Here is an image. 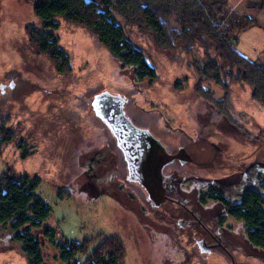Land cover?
<instances>
[{
    "label": "rangeland",
    "instance_id": "obj_1",
    "mask_svg": "<svg viewBox=\"0 0 264 264\" xmlns=\"http://www.w3.org/2000/svg\"><path fill=\"white\" fill-rule=\"evenodd\" d=\"M175 21L170 20L171 27L177 30ZM55 22L59 23L54 31L58 44L70 56L69 74H57L51 61L30 45L26 28L43 27L32 1L0 0V87L4 86L0 88V118L15 135L2 148L0 175L11 167L18 176L40 179L36 194L52 211L44 225L55 229L56 242L90 240L86 252L64 263L58 248L41 230H34L44 263L85 262L102 243L99 236L117 235L126 248L124 264H202L193 244L186 239L178 243L171 233L162 232L166 221L162 215H150L140 186H120L125 181L122 154L111 132L95 116L92 97L106 90L121 95L129 118L150 129L171 152L183 149L195 160L181 169L176 163L167 171L175 172L174 184L182 202L198 208V218L209 228L216 227L224 208L212 199L205 205L199 203L200 193L212 185L230 202H238L239 182L227 176L244 169L253 178L242 181L252 189H257L256 178L264 177V106L250 99L247 86L231 84L229 113L242 126L239 129L196 92L194 56L183 43L172 51L158 49L144 25L124 26L128 39L158 73V80L149 84L138 81L134 69L124 68L91 32L61 18ZM194 49L195 57L203 61L206 48L196 45ZM207 86L216 99L223 97L219 87ZM20 142L32 151L26 159L20 157ZM98 152L107 160L89 167L88 158ZM163 206L164 211L172 208L170 202ZM223 231L225 246L237 263L264 264V249L249 245L241 221L226 216ZM207 260L203 264H225L216 256ZM0 264H29L9 227L2 225Z\"/></svg>",
    "mask_w": 264,
    "mask_h": 264
},
{
    "label": "trees",
    "instance_id": "obj_2",
    "mask_svg": "<svg viewBox=\"0 0 264 264\" xmlns=\"http://www.w3.org/2000/svg\"><path fill=\"white\" fill-rule=\"evenodd\" d=\"M35 17L43 23L41 30L26 28L30 45L37 54L46 56L57 74L72 71L70 56L58 44L54 31L59 29L55 19L83 27L94 34L97 41L122 64L134 69L138 81L149 84L158 80V73L148 62L145 53L127 37L125 25H144L149 29L158 49L172 51L183 43L194 56L192 69L197 75L196 92L210 102L228 122L242 129L229 113V87L243 84L249 88L250 99L264 106V62L242 56L237 47V33L255 26L248 15L233 13L231 0H31ZM264 7V2L260 5ZM174 18L178 29L171 27ZM206 48L203 61L194 55L195 46ZM219 87L222 98H215L213 89ZM179 84L176 89H179ZM0 118V154L2 148L15 140L12 130ZM20 157L31 155L20 142ZM258 180L257 189L243 187L238 202H230L217 187L208 190L210 199L222 204L224 214L241 221L244 236L250 246L264 249V177ZM40 184L37 177L18 176L9 167L0 175V226H7L13 240L21 246L29 264H45L42 245L34 230L59 250L60 260L72 261L76 254L86 252L90 240L82 242H56L54 228L44 225L51 214L45 200L36 194ZM204 199V198H202ZM101 244L85 262L73 264H124L126 248L117 235L99 236Z\"/></svg>",
    "mask_w": 264,
    "mask_h": 264
},
{
    "label": "flooded vegetation",
    "instance_id": "obj_3",
    "mask_svg": "<svg viewBox=\"0 0 264 264\" xmlns=\"http://www.w3.org/2000/svg\"><path fill=\"white\" fill-rule=\"evenodd\" d=\"M12 87H13V84H12ZM0 88L3 89L4 86H1ZM132 121L139 128L142 127L144 129H148L145 126H142V125L140 126L133 119ZM148 130L152 133L150 129ZM152 135L155 136L154 133H152ZM157 139L160 140L159 138ZM163 145L165 146V144ZM168 151L172 155H175L177 157L175 160H173L172 163H169L163 169V173L166 178L163 184L165 185V187H167V191L165 193L166 199L162 203H160L159 205H155L154 201H152V199L147 195L146 191L140 185H138L134 181L132 182L129 180L130 174L128 173V166H127V163H125L124 161L122 152H121L122 160L125 166V177H124L125 181H121L119 183L120 186H122L123 188H126V186H124V183H127V185H132V186L134 185L135 187L140 186L146 193V196H147L146 202L149 204V207L151 209L150 215L152 216H156L157 214L162 215V218H164V220L166 221V223H164L161 226L162 232L171 233L173 237L178 241V243L182 242L181 239H183L184 241L186 239L187 243L193 244L192 246L193 250H197V253H198L197 261H200L203 264L209 261L207 259L213 258L214 256H216L220 260L224 261L225 264H239L236 262V259H234L233 257L234 255L231 254L230 248L226 247L224 243L223 227H224V221L227 215L224 214L223 216L219 217V219L217 220L215 224L216 227H213V228L207 227L205 223L198 218L195 212L198 208L196 209L191 206H187L182 202L180 195H178L177 193V187L174 184L175 172L167 171L169 167H174L176 163L180 165L179 168L181 169L183 165L188 163V161L195 162V160L189 157L188 155H186L183 149H178L176 153H173L170 150ZM103 156L104 155L100 152L96 153L94 157L88 158L89 161L87 165L89 167H98V164L105 162L107 160L106 156L104 158ZM232 177L234 178V180L239 182L238 188L240 192L242 191L243 187H247L246 185L248 182V178L249 179L253 178L252 174H249L247 176L246 171L244 169L243 170L239 169V171L236 170L234 173H232V175L227 176V178H232ZM243 177L246 178L247 182L242 181ZM208 190L200 193L201 196L199 199L200 201L199 203L205 205L208 202V200H211L210 199L211 194L208 193ZM128 193L131 196H134L132 192H128ZM167 202L171 203L172 208L168 209L167 211H164L163 204ZM174 216L175 217L179 216V218L174 219L175 218ZM177 236L180 237V240L178 239Z\"/></svg>",
    "mask_w": 264,
    "mask_h": 264
},
{
    "label": "water",
    "instance_id": "obj_4",
    "mask_svg": "<svg viewBox=\"0 0 264 264\" xmlns=\"http://www.w3.org/2000/svg\"><path fill=\"white\" fill-rule=\"evenodd\" d=\"M92 98L95 116L111 132L123 154L129 180L140 185L155 205H159L166 199L167 191L163 184L166 180L163 169L177 156L172 155L148 129L139 128L129 119L124 97L106 90Z\"/></svg>",
    "mask_w": 264,
    "mask_h": 264
},
{
    "label": "crops",
    "instance_id": "obj_5",
    "mask_svg": "<svg viewBox=\"0 0 264 264\" xmlns=\"http://www.w3.org/2000/svg\"><path fill=\"white\" fill-rule=\"evenodd\" d=\"M264 0H231V11L248 15L255 20V26L237 33L236 47L245 58L264 62ZM243 49V50H242ZM253 54L254 57H249Z\"/></svg>",
    "mask_w": 264,
    "mask_h": 264
}]
</instances>
